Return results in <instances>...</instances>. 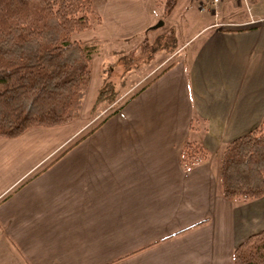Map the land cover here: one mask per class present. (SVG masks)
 Listing matches in <instances>:
<instances>
[{
  "label": "crops",
  "instance_id": "obj_1",
  "mask_svg": "<svg viewBox=\"0 0 264 264\" xmlns=\"http://www.w3.org/2000/svg\"><path fill=\"white\" fill-rule=\"evenodd\" d=\"M91 1L101 24L73 37L85 44L138 39L162 15L147 0ZM234 3L122 103L92 113L105 80L97 60L93 86L94 56L78 121L0 138V264H233L264 230V198L230 201L219 184L224 148L264 122V9L251 20ZM187 142L208 152L188 170Z\"/></svg>",
  "mask_w": 264,
  "mask_h": 264
},
{
  "label": "trees",
  "instance_id": "obj_2",
  "mask_svg": "<svg viewBox=\"0 0 264 264\" xmlns=\"http://www.w3.org/2000/svg\"><path fill=\"white\" fill-rule=\"evenodd\" d=\"M179 1L165 0L163 16H171ZM100 23L91 0H0V138L15 139L79 119L99 46L73 37ZM155 40L147 61L164 50H177L174 27ZM105 82L92 111L116 101L115 86ZM207 158L201 144L187 142L181 164L188 170ZM219 184L230 201L264 198V122L224 148ZM233 264H264V230L239 245Z\"/></svg>",
  "mask_w": 264,
  "mask_h": 264
},
{
  "label": "rangeland",
  "instance_id": "obj_3",
  "mask_svg": "<svg viewBox=\"0 0 264 264\" xmlns=\"http://www.w3.org/2000/svg\"><path fill=\"white\" fill-rule=\"evenodd\" d=\"M229 1H233V0H229ZM147 2L148 5H150V7L152 8L159 7L162 9L161 18L157 19L156 23L154 24V26H156L160 22H163L161 26H159L158 28H154L149 33L142 34L138 39L129 42L111 44V45L106 44L102 46L99 43H92V44L86 43L87 45L99 46L98 51L96 52V54L93 55V57L95 56V70H94L95 76H94L93 86L96 85V82H98V78H99L98 76L99 72L97 69V60H98L100 71L104 73L106 82H110V84H112L116 88L115 90L117 93V98L116 101L114 102L115 105L122 103L125 99L129 98L135 93L134 89L131 90L129 88L136 87L138 82L140 83L142 80H145L148 77V75L153 70L157 69L159 66L164 67L170 63L169 55H172L173 53L167 50L157 53L156 55L153 56V58L150 61H147V57L150 54L149 53L150 46L151 44L157 42V40H155L157 39V37L169 33L170 28L174 27L177 38L176 48L179 49L180 47L184 46V44L187 41L192 39L196 34L201 32L205 27L214 24L218 21L214 16H211L208 10L206 11L200 10L201 9L200 2H204L207 6L206 0H180L175 11L169 17L163 16V4L165 3V0H147ZM234 5L236 9L241 11L243 15H246V17H248L249 19L254 20L255 9L252 8V6H254L255 8L260 6L262 7V9H264V0H253L252 2L250 1L248 5L244 4V2L240 3L235 1ZM261 12L263 13L264 10ZM100 46H101V50H100ZM191 48L192 47L185 45V47L182 49L181 57L184 58L185 55L189 53V49ZM92 62H93V58H92ZM161 64L163 66H161ZM159 71H161V68L157 70V72H155L152 77L156 76V74ZM152 77L150 79H152ZM103 84L104 82L102 83V86ZM125 85L127 86L128 90ZM114 103L104 102L101 105H99V107L102 106L103 104L114 105ZM83 105H84V101H83ZM83 105H82V109H83ZM113 107L115 108L116 106ZM82 109L80 111V117H81ZM96 110L92 111V113H95ZM112 111H113L112 108L111 109L107 108L106 111H103L100 118H97L95 120L94 119L90 120L87 125L88 127H86L88 128L87 131L88 132L94 131L96 128H98L105 120V117L107 115H110V113L112 114ZM86 113H88L87 115H89V112Z\"/></svg>",
  "mask_w": 264,
  "mask_h": 264
},
{
  "label": "built area",
  "instance_id": "obj_4",
  "mask_svg": "<svg viewBox=\"0 0 264 264\" xmlns=\"http://www.w3.org/2000/svg\"><path fill=\"white\" fill-rule=\"evenodd\" d=\"M225 0H206L207 6L204 2L201 4V11L208 10L209 12H213L215 15L218 14L219 7ZM237 2H244V4L248 5L250 0H235Z\"/></svg>",
  "mask_w": 264,
  "mask_h": 264
},
{
  "label": "water",
  "instance_id": "obj_5",
  "mask_svg": "<svg viewBox=\"0 0 264 264\" xmlns=\"http://www.w3.org/2000/svg\"><path fill=\"white\" fill-rule=\"evenodd\" d=\"M163 24V22H160L158 25L154 26L153 28H158L159 26H161Z\"/></svg>",
  "mask_w": 264,
  "mask_h": 264
}]
</instances>
